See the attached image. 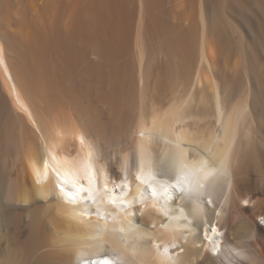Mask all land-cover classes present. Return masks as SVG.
Masks as SVG:
<instances>
[{
  "label": "bare ground",
  "instance_id": "obj_1",
  "mask_svg": "<svg viewBox=\"0 0 264 264\" xmlns=\"http://www.w3.org/2000/svg\"><path fill=\"white\" fill-rule=\"evenodd\" d=\"M261 221L264 0H0V264H264Z\"/></svg>",
  "mask_w": 264,
  "mask_h": 264
},
{
  "label": "snow or ice",
  "instance_id": "obj_2",
  "mask_svg": "<svg viewBox=\"0 0 264 264\" xmlns=\"http://www.w3.org/2000/svg\"><path fill=\"white\" fill-rule=\"evenodd\" d=\"M137 179H140V177H137ZM89 183H90V184H93V180L91 179V177H90V179H89ZM145 183H147V182L145 181ZM117 187L119 188V187H122V186L118 185ZM176 187L179 188V190H180L181 192L184 191V188L180 186V179H179V178L177 179ZM61 191H63V188L61 189ZM102 194H103V193H102L101 190H98L96 187H92V188H90L89 191H88V198H89V200L91 201L92 204H98V203H99V199H98V198H99ZM122 202H123V201H121V203H122ZM111 203L116 204V200H115V199L112 200ZM165 251H168V249H165Z\"/></svg>",
  "mask_w": 264,
  "mask_h": 264
},
{
  "label": "rangeland",
  "instance_id": "obj_3",
  "mask_svg": "<svg viewBox=\"0 0 264 264\" xmlns=\"http://www.w3.org/2000/svg\"><path fill=\"white\" fill-rule=\"evenodd\" d=\"M260 223L264 224V221L263 222L261 221Z\"/></svg>",
  "mask_w": 264,
  "mask_h": 264
}]
</instances>
